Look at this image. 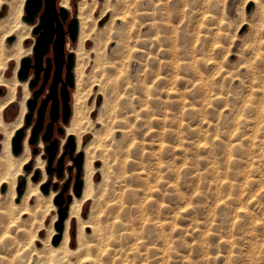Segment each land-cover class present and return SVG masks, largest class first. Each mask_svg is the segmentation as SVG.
Returning a JSON list of instances; mask_svg holds the SVG:
<instances>
[{"label":"rangeland","instance_id":"1","mask_svg":"<svg viewBox=\"0 0 264 264\" xmlns=\"http://www.w3.org/2000/svg\"><path fill=\"white\" fill-rule=\"evenodd\" d=\"M18 1L0 0V40L6 32V16ZM59 1L57 0V5ZM69 1L65 29L68 21L76 17L77 13L78 0ZM96 1L98 3L93 11L94 19L104 9H111L106 7V1ZM129 3L131 14L128 21L125 24L117 21V26L122 25V28L114 31V37L105 50L102 48L97 60L95 52H89L90 57L84 73V82L90 88L87 104L91 105L95 99V106L90 112L91 119L103 109L107 111L103 125L95 123L91 132L84 133L85 142H88L93 131L99 130L98 144L105 143L108 151H105V155H108L106 161L107 158L109 160L106 168L102 166V157L97 156L98 160L93 164L97 170L93 180L96 190L99 188L97 193H103L100 198L107 194L110 200L107 203L100 200L98 203L89 199L82 205L84 220L93 217L95 219L100 214L112 230L111 240L104 247V252L98 253L101 264H264V0L260 1V5L251 1L244 3V0H129ZM249 3L252 5L246 11ZM109 13L111 12L108 11L97 22V26L103 29L107 27L111 15ZM107 32L108 30L101 29L100 35L105 40ZM9 36L14 37L10 43L7 42ZM9 36L4 40L5 48L0 49V103L5 102L10 95L8 88L15 65L14 58L6 51L15 42L17 34L12 31ZM120 38L124 40H118ZM34 39L35 35L30 30L29 35L22 41L24 48L31 47L27 54L31 58ZM25 40L28 42L25 43ZM76 41L72 42L66 35V53L75 46ZM127 42L128 52L124 47ZM92 43L93 39L87 43L86 48L91 47ZM113 62L119 63H115V66ZM120 68H124V71ZM30 75H33L32 70ZM74 87L70 88L71 108ZM104 92L106 98L108 97L107 103L109 102L106 109L101 105ZM44 95L45 93L39 97L37 106ZM21 98V87L17 86L14 99L2 110L4 121L15 120ZM36 115L35 109L28 125L24 123L23 116L20 126L23 127V140L29 130L27 140L31 156L23 167V173L17 176V182L20 176L26 178L25 173L28 174L35 164V155L41 153L48 176L40 190L47 185V193L41 190L43 194H49L51 190L57 192L52 199V206L42 203L39 211L34 209L32 213L22 215V221H18L21 226L15 228L7 227L5 223L12 211L5 194L7 184L0 185V231L3 232H0V264H47V252L57 233L55 225L58 221L59 205L55 203L56 198L61 195L65 203L67 196L74 195L76 168L73 160L78 153L75 136L73 135L74 148L71 152L69 147L65 148L67 138L61 144L65 136V126L69 122L64 124L60 117L54 123L52 138H56L58 146L52 162L49 163L45 151L49 143L42 139L49 120L48 108L37 141L34 144L29 143ZM58 127L62 132L58 131ZM1 131L0 129V153L3 156L0 157V164L4 165L7 161L4 159L6 153L1 139L6 138V132ZM8 150L13 158L19 157L23 151L22 149L19 155H14L11 151V139ZM116 151L119 152L120 159ZM115 159L117 161L112 162ZM59 160L62 165L60 175L56 170ZM1 165L0 176L7 167V164L2 167ZM114 167H117L115 172ZM248 170V174L253 177L255 175L254 178L259 181L250 186L251 190L248 191L246 199L249 209L259 214L254 213L253 218L235 216V205L232 201L230 205L227 202V199L229 201L234 197L235 187L231 183L239 184L243 180L242 173ZM105 173H108L107 177ZM40 178L41 170L36 169L31 181L35 182ZM54 178L56 180L52 181ZM124 183H127L126 186ZM117 186L123 189L122 192L115 188ZM15 197L11 200L13 204L17 203ZM28 202L33 204L34 199ZM89 207L95 210V216L88 218ZM114 219L120 224L112 226ZM4 224L5 228L2 227ZM5 230L7 234L4 233ZM77 230L79 223L74 218L70 227V247L77 245ZM86 231L89 234L90 228H86ZM49 235L50 245L46 242ZM7 236H11V239L8 240L10 237ZM32 238L37 240L33 243ZM84 240L90 243L97 241L90 234ZM254 240H257L256 244ZM75 257L73 254L72 260Z\"/></svg>","mask_w":264,"mask_h":264},{"label":"bare ground","instance_id":"2","mask_svg":"<svg viewBox=\"0 0 264 264\" xmlns=\"http://www.w3.org/2000/svg\"><path fill=\"white\" fill-rule=\"evenodd\" d=\"M106 1V7H110L111 9L106 10L104 9L103 12H101V15L98 16V18L94 19L93 16V11L96 7V4L98 3L96 0H78L77 2V13H76V20H77V24H78V34H77V38H76V44L73 48H70L69 50L71 52L74 53V65L73 66V74L74 75V90L72 91V99H73V103H72V108H71V115L68 121L69 124H67L65 126V136L62 138L61 144L64 143V141L67 138V141L73 137V135L75 136V144H76V152H84L83 153V165H82V173H81V178H82V193L79 196H76L75 194L72 195L70 197V201L68 203V208H67V216L63 221V230L61 233V238L60 241L57 245H52L49 248V251L47 252V261L52 264L54 263H59V264H101L100 260L98 257V253L102 252L104 250V247L107 246L108 241L110 239V237L112 236V230L110 229V225L108 223H106L104 221V219L102 217H100V214H97L95 219L93 217L90 219H83L82 218V205L87 202L89 199H92V202H98L101 200V202L107 203L110 199V197L108 198L107 194L105 196L102 195V198H100V195L98 194V190L99 188L96 190L95 188V182H94V176L97 172V170L94 167V162L96 160H98L97 156H101L103 161H102V166L106 168V156H108L107 154L105 155V151H107L105 149V143L103 144H98V133L99 130H94L93 131V136L92 138L88 141L85 142V135L84 133L88 132L91 130L92 126L95 123H99V125H103L104 124V119H105V111L103 109V111L99 112L97 114V116L94 119H91L90 117V112L93 110V107L95 106V99L92 102V104L88 105L87 104V97L89 94V89L87 88V84L86 82H84V73H85V67L86 64L88 63V59H89V52H95V59L97 60L101 54V52L103 50L106 49L109 41H111L112 37H114L113 33L114 31H118V29L122 28L121 26H117V21L120 20L121 22H123V24H125L128 21L129 18V14L130 13V3L129 0H116L115 2H111L110 0H104ZM254 2L256 4H259L261 0H244V3L246 2ZM24 0H19L18 2H16V5L14 6V8H11L6 16V20H5V24L4 26L6 27V32L2 35L1 40H0V49H4L5 45H4V40L9 36L10 32L14 31L17 34V38L15 40V42L8 47L9 49L6 51V53L9 56H12L15 60V65L13 67V76L11 77L12 82L9 83V92L10 95L8 96V98L5 100V102H1L0 104V129L4 132H6V138L4 140L1 139V141H3V150H5L4 153L6 158L5 162L7 161L6 168H4V172L3 170H1L3 173L0 176V185L3 183L7 184V189L5 194L7 195V198L9 199V202L11 204V211L12 214L9 217V220L5 223H7V227H14L15 228L17 226H19L20 224L18 223V221H20L22 218L21 216L24 214H28V213H32L33 210L35 209H40L42 207V203H47V206H52L53 205V197L56 194L57 191L55 190H51L49 192V194H43L40 190V187L42 184H44L47 181V172L45 170V160L42 159L41 157V153L36 154L35 155V164L32 168V170L26 174V178L20 176L17 182V176L23 173V167L25 164H27V162L30 159V146L28 144V140H27V136L29 134V130L27 131V135L25 136L23 142L21 141V146H22V153L19 157L13 158L10 154H9V147H10V139L11 136L13 135V133H15L14 131L21 126L22 122H23V116L26 113V104L25 101L26 99L29 98L30 95V89L27 86V81H20L19 79L16 78V71L19 68L20 65V60L22 57L26 56L27 54H29L30 52V46L29 47H23L22 45V41L25 39V37H27L30 33V30L32 29V25L28 24L24 21L20 20V16L22 15V5H23ZM105 3V2H103ZM260 5V4H259ZM58 6L63 7L65 9H70V1L69 0H60ZM110 11L111 14L109 17V24H107V27L105 29H103L100 26H97V22L107 14V12ZM157 11V10H156ZM96 17V16H95ZM154 22V21H153ZM151 23V22H150ZM121 24V23H120ZM156 24V23H155ZM154 24V25H155ZM141 25V24H140ZM147 25V24H146ZM101 29L102 30H108V35H106V40L105 38H103L100 34H101ZM157 30V29H156ZM121 31V30H120ZM119 31V33L121 34V32ZM155 32V31H154ZM158 33V31H156ZM116 34V33H115ZM118 34V32H117ZM119 34V36H120ZM129 35V34H128ZM118 36V35H117ZM116 36V37H117ZM133 36V35H132ZM129 38V37H127ZM93 39V43L91 47L86 48V45L88 42H90V40ZM118 40H124V38H120ZM26 43V40L24 41ZM121 42V41H120ZM126 41H124L125 43ZM129 42V41H128ZM126 43V45L124 46L125 48H127V52L129 51V43ZM67 44V43H66ZM120 44V43H118ZM122 44V43H121ZM68 45V44H67ZM120 46V45H119ZM105 47V48H104ZM132 47V46H131ZM103 48V50H102ZM119 49V48H118ZM126 50V49H125ZM131 51L132 48H131ZM128 54V53H127ZM130 55V54H129ZM128 55V56H129ZM126 56V55H125ZM131 56V55H130ZM11 57V58H12ZM228 57V56H227ZM126 60V59H125ZM123 61V60H122ZM121 61V62H122ZM116 64L119 62H115ZM113 62V64H115ZM115 64V66H116ZM122 64V63H121ZM118 65V64H117ZM128 65V64H127ZM226 65V64H225ZM112 66V65H111ZM114 67V66H113ZM125 67V66H124ZM251 68V67H250ZM121 69V68H120ZM124 68H122L121 70H123ZM126 69V68H125ZM128 70V69H127ZM251 70V69H250ZM124 71V70H123ZM122 71V72H123ZM143 71V70H142ZM217 71V70H216ZM112 72V71H111ZM132 72V71H131ZM224 72V71H223ZM114 73H117L116 71ZM125 73V72H124ZM136 73V72H135ZM126 74V73H125ZM151 75V74H150ZM128 76V74H127ZM136 76V75H135ZM150 77V76H149ZM125 78V77H124ZM144 78V77H142ZM159 78V77H158ZM144 80V79H143ZM4 81V80H2ZM7 81V80H6ZM5 81V82H6ZM94 81V80H93ZM145 81V80H144ZM4 82V84H5ZM3 83V82H2ZM98 83V82H97ZM130 83V82H129ZM128 83V84H129ZM138 83V82H137ZM6 85V84H5ZM17 86L21 87V91H22V98L20 100L19 103V112L16 115V118L14 121L11 122H6L3 120L2 118V110L3 108L8 105L15 97V91ZM132 86V85H131ZM122 87V86H121ZM146 87V86H145ZM133 88V87H132ZM262 88V87H261ZM103 90H105V88H102ZM101 89V90H102ZM111 89V88H110ZM119 89V88H118ZM234 89V88H233ZM98 90V89H97ZM114 90V89H113ZM112 91V90H111ZM102 92V91H101ZM107 92V91H106ZM118 92V91H116ZM123 92V91H122ZM139 92V91H138ZM156 92V91H154ZM107 94V93H106ZM109 94V93H108ZM115 94V93H114ZM235 94V93H234ZM113 95V93H112ZM131 95V94H130ZM134 95V94H133ZM136 95V93H135ZM154 95V94H153ZM108 96V95H107ZM219 96V95H218ZM140 97V96H139ZM220 97V96H219ZM6 98V97H5ZM113 97H111L112 99ZM107 99L105 96V92L103 95V100H102V104L103 106H105L106 109V105H109V102L107 103ZM142 99V98H140ZM221 99V98H220ZM223 99V97H222ZM215 100H217V98H215ZM110 101V100H109ZM114 101V100H113ZM131 101V100H130ZM107 103V104H106ZM109 108V107H108ZM118 108V107H117ZM120 108V107H119ZM261 108V107H260ZM111 109V108H110ZM128 109V108H127ZM130 109V108H129ZM262 109H264V106H262ZM113 110V109H112ZM147 110V109H146ZM114 111V110H113ZM107 112V111H106ZM121 113V112H120ZM132 113V112H131ZM137 113V112H136ZM223 113V112H222ZM119 114V113H118ZM258 114V113H257ZM114 115V114H113ZM145 115V114H144ZM138 116V115H137ZM136 116V117H137ZM258 116V115H257ZM262 116V115H261ZM114 122V121H113ZM106 123V122H105ZM110 124V123H109ZM264 124V123H263ZM131 125V124H130ZM140 125V124H139ZM129 126V125H128ZM243 126V125H242ZM109 127V125H107V128ZM225 127V126H224ZM21 128V127H20ZM96 128H100V127H96ZM95 128V129H96ZM136 128V127H135ZM219 128V127H218ZM16 130V131H17ZM248 130V129H247ZM1 131V132H2ZM141 131V130H140ZM252 131V130H251ZM91 132V131H90ZM101 132V131H100ZM116 132V130H115ZM125 132V131H124ZM222 132V131H221ZM228 132V131H227ZM3 133V132H2ZM133 133V132H132ZM5 134V133H4ZM109 133H107L108 135ZM111 134V132H110ZM113 134V133H112ZM122 134V133H121ZM135 135V134H134ZM113 136V135H112ZM111 136V137H112ZM13 137V136H12ZM24 137V136H23ZM103 137V136H102ZM108 137V136H107ZM246 137V136H245ZM250 137V136H249ZM135 138V137H134ZM110 139V137H109ZM113 139V138H112ZM111 139V140H112ZM118 139V138H117ZM124 139V138H123ZM104 140V139H103ZM122 141V139H120ZM107 141V140H106ZM127 141V140H125ZM41 142V141H40ZM101 142V141H100ZM139 142V141H138ZM259 142V141H258ZM2 143V142H1ZM30 143V142H29ZM109 143V141H108ZM111 143V142H110ZM133 143H137V142H133ZM31 144V143H30ZM41 145V143H40ZM39 145V146H40ZM107 145V144H106ZM110 145V144H109ZM139 145V144H138ZM228 145V143H227ZM252 145V144H251ZM100 146V147H99ZM115 146V145H114ZM136 146V145H134ZM228 147V146H227ZM238 147V146H237ZM82 148V151H79V149ZM109 148V147H108ZM112 148V146H111ZM230 148V147H229ZM110 150V148H109ZM115 150V148H114ZM11 151H12V146H11ZM20 151V152H21ZM111 151V150H110ZM113 151V150H112ZM118 151V150H117ZM116 151V152H117ZM123 151V149H122ZM20 152L17 154L19 155ZM108 152V151H107ZM11 153V152H10ZM13 153V152H12ZM114 153V152H113ZM112 153V154H113ZM119 155V152H117ZM121 153V152H120ZM2 153H0L1 155ZM116 154V153H115ZM114 154V155H115ZM250 154V153H247ZM15 155V154H14ZM111 155V154H109ZM122 155V154H121ZM3 155H1L0 157H2ZM113 156V155H112ZM111 156V157H112ZM120 156V155H119ZM115 157V156H114ZM113 157V158H114ZM118 157V156H117ZM244 157V156H243ZM121 156L118 158L120 159ZM3 159V158H2ZM7 159V160H6ZM111 159V158H110ZM126 159V158H124ZM115 161H117L116 159L112 162L115 163ZM240 161V160H239ZM246 161V159H245ZM244 161V162H245ZM248 161V160H247ZM250 161V160H249ZM101 162V161H100ZM118 162L121 165V162L118 160ZM125 162V161H124ZM251 162V161H250ZM3 163V162H2ZM117 163V162H116ZM240 163V162H239ZM249 163V162H248ZM4 164V165H5ZM111 164V163H109ZM252 164V162H251ZM1 165V164H0ZM4 165H1L4 166ZM249 165V164H248ZM109 166V165H108ZM118 166V163H117ZM124 166V165H123ZM253 168V166H251ZM27 168V167H25ZM102 168V167H101ZM111 168V167H109ZM117 167H114L113 171L116 169ZM120 168V166H119ZM238 168V167H237ZM36 169H40L41 170V178L38 181H31V176L33 175L34 172H36ZM104 169V168H103ZM123 169V168H122ZM239 169V168H238ZM106 170V169H105ZM104 170V171H105ZM109 170V169H108ZM107 170V171H108ZM118 170V169H117ZM218 170V169H217ZM116 171V170H115ZM114 171V172H115ZM254 171V168H253ZM252 171V172H253ZM109 172V171H108ZM122 172V171H121ZM104 173V172H103ZM112 173V171H111ZM127 173V172H126ZM131 173V172H130ZM134 173H136L134 171ZM249 170L248 172L244 171L243 174V180L239 183V184H234L231 183L232 186L235 187V192H234V197H231L227 202L228 204L232 201V203L235 205V208L233 209L235 211V216L240 215V216H245V217H249V218H253L254 213L252 210L249 209L248 204L246 202V199L248 198V191L251 190L250 186H252V184L255 183V181H258V179H255V175L254 177L251 176V174ZM108 173H105V176ZM110 174V173H109ZM116 174V173H115ZM114 174V175H115ZM128 174V173H127ZM255 174V173H254ZM83 175V177H82ZM124 175V174H123ZM137 175V174H136ZM262 175V173H261ZM108 176V175H107ZM106 176V177H107ZM112 176V174H111ZM109 176V177H111ZM235 176V175H234ZM233 176V177H234ZM258 177V175H257ZM22 178L24 179L23 182V191L22 194L20 195L19 201H17V203H12L11 200L13 199V197H17V192L15 190V185L17 182V185L19 183H21L20 181L22 180ZM223 178V177H222ZM221 178V179H222ZM225 178V177H224ZM223 178V179H224ZM115 179V178H114ZM123 179V178H122ZM232 178H230L231 181ZM235 179V178H234ZM20 180V181H19ZM56 178H54L52 181H55ZM111 180V179H110ZM225 180V179H224ZM227 180V178H226ZM229 180V179H228ZM116 181V180H115ZM119 181V180H117ZM116 181V182H117ZM138 181V180H137ZM128 182V181H127ZM227 182V181H226ZM238 182V181H237ZM259 182V181H258ZM102 183V181H101ZM106 183V182H105ZM229 183V182H227ZM118 184V183H117ZM123 184V182H122ZM122 184H120V186H122ZM125 184V183H124ZM127 184V183H126ZM125 184V186H126ZM219 184V183H218ZM218 184H216L218 186ZM258 184V183H257ZM260 184V183H259ZM16 185V187H17ZM113 185V184H112ZM144 185V184H143ZM220 185V184H219ZM111 186V185H110ZM109 186V189H111V187ZM116 186V185H115ZM221 186V185H220ZM226 186L229 187V184ZM231 186V187H232ZM4 186H2L3 188ZM105 187V186H103ZM114 187V186H113ZM227 187V188H228ZM253 187H255L253 185ZM1 188V189H2ZM115 188L121 189V187L117 186ZM252 188V187H251ZM114 189V188H113ZM117 189V190H118ZM126 189V188H125ZM138 189V188H137ZM216 189H220L218 187H216ZM231 189V188H230ZM233 189V188H232ZM104 190V189H103ZM106 190V189H105ZM123 189H121L122 192ZM2 191V190H1ZM43 191V190H42ZM111 191V190H110ZM109 191V192H110ZM115 192V190H113ZM219 191V190H217ZM221 191V189H220ZM3 192V191H2ZM98 192V193H97ZM136 192V191H135ZM254 192V191H253ZM252 192V193H253ZM47 193V192H46ZM107 193V192H106ZM112 193V191H111ZM110 193V194H111ZM230 193V191H229ZM103 194V193H102ZM140 194V193H139ZM225 194V191H224ZM228 194V193H227ZM232 194V193H231ZM230 194V195H231ZM2 195V194H1ZM4 195V194H3ZM5 195V196H6ZM71 195V194H70ZM118 195V194H117ZM121 195V193H120ZM229 195V196H230ZM111 196V195H110ZM226 196V195H225ZM15 197V198H16ZM117 197V196H116ZM123 197V196H122ZM223 197V196H222ZM6 198V197H5ZM34 199V203L30 204L28 201L30 199ZM226 198V197H224ZM133 199V198H132ZM7 200V199H6ZM225 200V199H224ZM223 200V201H224ZM135 201V200H134ZM137 202V200H136ZM226 202V201H225ZM252 202V201H251ZM257 202V201H256ZM99 203V202H98ZM129 203V202H128ZM231 203V205H232ZM259 203V202H258ZM102 204V203H101ZM137 204V203H136ZM252 205H254V203H251ZM250 204V205H251ZM56 205V204H55ZM92 205V203L90 204ZM100 205V204H99ZM103 205V204H102ZM101 205V206H102ZM116 205V203H115ZM112 205V206H115ZM128 205V204H127ZM223 205V204H222ZM230 205V204H229ZM232 205V207L234 206ZM107 206V205H105ZM104 206V207H105ZM261 206V205H260ZM103 207V208H104ZM108 207V206H107ZM231 207V208H232ZM1 208V207H0ZM48 208V207H47ZM55 208V207H54ZM90 208V207H89ZM93 208V207H92ZM102 208V209H103ZM116 208V207H115ZM227 208V207H226ZM253 208V206H252ZM251 208V209H252ZM105 209V208H104ZM114 209V208H113ZM4 210L5 207H4ZM97 210V209H96ZM107 210V209H106ZM228 210V209H227ZM230 210V209H229ZM254 210V209H253ZM39 211V210H38ZM47 211V210H45ZM95 210H91L90 208V213L87 216L92 217L95 216L94 214ZM104 211V210H103ZM114 211V210H113ZM127 211V210H126ZM233 211V212H234ZM3 212V211H2ZM7 212V211H6ZM111 212V211H110ZM131 212V211H130ZM36 213V212H35ZM104 213V212H103ZM101 213V214H103ZM264 213V212H263ZM256 214V213H255ZM3 215H5V213H3ZM41 215V214H40ZM259 215V214H256ZM9 216V215H7ZM29 216V215H28ZM103 216V215H102ZM5 217V216H4ZM111 217V216H110ZM7 218V217H6ZM21 218V219H20ZM37 218V216H36ZM74 218L77 220V222L79 223V230L78 231V239L77 245L75 247H70V241H71V236H70V227L71 224L74 220ZM109 218V217H108ZM128 218V216H127ZM235 217H233L234 220ZM39 219V218H38ZM107 219V216H106ZM132 219V218H131ZM237 219V218H236ZM256 219V218H255ZM4 220V219H2ZM45 220V218H44ZM251 220V219H250ZM22 221V220H21ZM132 221V220H131ZM236 221V220H235ZM39 222V221H38ZM241 222V221H240ZM253 222V221H250ZM3 223V222H1ZM119 221L117 219H114L112 221V226L118 224ZM124 223V222H123ZM161 223V222H160ZM238 223V222H237ZM23 224V223H22ZM120 224V223H119ZM134 224V222H133ZM239 224V223H238ZM252 224V223H251ZM249 224V225H251ZM130 225V224H129ZM240 225V224H239ZM264 225V223H263ZM21 226V225H20ZM244 226V225H243ZM3 228H5V224L2 226ZM1 227V230H4ZM90 228V235L94 236L95 239H97V241L94 243H90V242H86L84 239L87 237V235H89L86 231V228ZM247 227V226H246ZM252 227H255L252 226ZM260 227V226H259ZM258 227V229H259ZM262 227V226H261ZM236 228V227H235ZM250 228V227H249ZM122 229V228H121ZM243 229V228H241ZM255 229V228H254ZM126 230V229H125ZM257 230V229H256ZM238 231V230H237ZM242 231V230H241ZM249 231V229L247 230V232ZM2 232V231H0ZM9 232V231H7ZM115 232V231H114ZM132 232V231H131ZM240 232V231H239ZM3 233V232H2ZM4 233H6V230L4 231ZM126 233V232H125ZM258 233V232H257ZM7 234V233H6ZM14 234V233H13ZM1 236V235H0ZM127 236V235H126ZM136 236V235H135ZM249 236V235H248ZM256 236V235H253ZM262 236V235H261ZM4 237V236H3ZM10 237L8 240L11 239V236H7ZM114 237V234H113ZM122 237V236H121ZM2 238V237H1ZM250 239V237H248ZM50 239L51 236L49 235V237H47V243H50ZM238 239V238H237ZM247 239V238H246ZM254 239H256L254 237ZM3 240V239H2ZM32 242L34 243L37 239L36 238H32L31 239ZM93 240V239H91ZM111 240V239H110ZM95 241V240H93ZM238 241V240H237ZM2 243V241H0ZM31 242V244H32ZM251 244L252 242L249 241ZM254 243L257 242V240L253 241ZM24 243V240H23ZM110 243V242H109ZM236 243V242H235ZM245 243V242H244ZM27 244V243H25ZM24 244V245H25ZM249 244V246L251 245ZM256 244V243H255ZM2 245V244H0ZM8 245V244H7ZM21 245V244H20ZM30 245V244H29ZM50 245V244H49ZM110 245V244H109ZM244 246V245H243ZM27 247V245L25 246V248ZM13 248V247H12ZM17 248V246H16ZM239 248V246H238ZM253 248V247H252ZM35 249V248H33ZM108 249V248H107ZM244 249V248H243ZM250 249V248H248ZM256 249V248H255ZM25 251V249H22ZM21 250V251H22ZM31 250V249H30ZM234 250V249H233ZM251 250V249H250ZM20 251V252H21ZM7 252V251H6ZM11 252V251H10ZM13 252V251H12ZM104 252V251H103ZM113 253V252H112ZM249 253V252H248ZM20 254V253H19ZM73 254L75 257L74 260H72L73 258ZM76 254V255H75ZM243 254V253H242ZM102 255V254H101ZM107 255V254H106ZM237 255V254H235ZM8 256V253L6 254V257ZM22 256V255H21ZM239 256V255H238ZM250 256V255H249ZM264 256V255H263ZM2 257V256H1ZM15 257V256H14ZM254 257V256H253ZM18 259V257H16ZM1 259V258H0ZM7 259V258H6ZM21 259V258H20ZM109 259V258H108ZM117 259V258H115ZM4 261V259H3ZM13 261V260H12ZM105 261V260H104ZM107 261V259H106ZM24 262V260H23ZM47 262V264H48ZM17 263V262H16ZM237 263V262H236ZM251 263V262H250ZM11 264V263H9ZM13 264V262H12ZM23 264V263H22Z\"/></svg>","mask_w":264,"mask_h":264},{"label":"water","instance_id":"3","mask_svg":"<svg viewBox=\"0 0 264 264\" xmlns=\"http://www.w3.org/2000/svg\"><path fill=\"white\" fill-rule=\"evenodd\" d=\"M251 5L252 3H249L246 6V11L250 10ZM23 11L24 14L21 18L26 23L32 25L31 32L35 35V39L32 43V58L28 55L22 57L17 70V78L20 81H27L28 88L31 91L30 97L26 100L27 112L24 115V123L28 125L31 122L32 114L36 109V120L29 138V142L34 144L43 129L45 112L48 108L49 120L45 125L42 139L49 143L45 147V151L48 154V162L51 163L58 146L56 138H52L54 123L61 117V121L66 124L71 115L70 88L74 87V53L71 51L66 53L65 42L66 35L69 36L72 42L76 41L78 24L76 18L73 17L68 21L67 28H64V22L66 21L68 12L65 8L57 5V0H25ZM13 38V36H9L7 42L10 43ZM27 42L28 40L26 43ZM50 52L51 55H49ZM31 70L33 73L32 76L30 75ZM51 71L52 75L48 85L49 91L40 99L39 105L37 106V99L44 92ZM40 76L41 82L39 86L35 88L39 82ZM58 84H60L59 89ZM49 101L50 103L48 104ZM57 129L59 132H62L60 127ZM23 134V127H21L15 131L11 139L12 152L15 155L22 149L21 141ZM67 147L70 148V152L73 150V137L68 140L65 148ZM73 161L76 168L73 192L76 196H79L82 191L81 173L83 153L78 152ZM26 169L28 170L29 167ZM56 170L58 175H60L62 170L60 160L57 163ZM23 182L24 179L22 178V182L16 187V202L19 201L20 195L22 194ZM1 190L3 191L4 187ZM42 190L46 193L48 191L47 185H44ZM69 201L70 195L67 196V201L65 203L61 195L56 198L55 203L59 205V209L58 221L55 225L57 233L52 239L53 245H57L60 241L63 221L67 216Z\"/></svg>","mask_w":264,"mask_h":264},{"label":"flooded vegetation","instance_id":"4","mask_svg":"<svg viewBox=\"0 0 264 264\" xmlns=\"http://www.w3.org/2000/svg\"><path fill=\"white\" fill-rule=\"evenodd\" d=\"M52 68H53V66H52ZM63 73H64V69H63ZM41 75H42V72H41ZM51 75H52V71H51L50 77H49V79H48V82H47V84L45 85L44 92H43L42 94L45 93V95H46V93L49 91V90H48V85H49V83H50ZM40 82H41V76H40L39 82H38V84H37V86H36L35 88H37V87L39 86ZM59 86H60V84H58V89H59ZM30 92H31V91H30ZM42 94H41V95H42ZM41 95H40V96H41ZM45 95H44V96H45ZM38 99H39V98H38ZM38 99H37V101H38ZM49 103H50V101L48 102V104H49Z\"/></svg>","mask_w":264,"mask_h":264},{"label":"trees","instance_id":"5","mask_svg":"<svg viewBox=\"0 0 264 264\" xmlns=\"http://www.w3.org/2000/svg\"><path fill=\"white\" fill-rule=\"evenodd\" d=\"M9 106H12V105H9Z\"/></svg>","mask_w":264,"mask_h":264}]
</instances>
